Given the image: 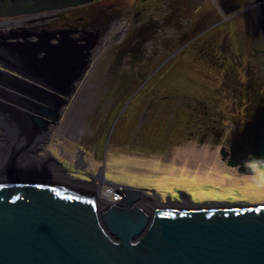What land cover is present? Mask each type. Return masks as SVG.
Segmentation results:
<instances>
[{
  "label": "rangeland",
  "instance_id": "obj_1",
  "mask_svg": "<svg viewBox=\"0 0 264 264\" xmlns=\"http://www.w3.org/2000/svg\"><path fill=\"white\" fill-rule=\"evenodd\" d=\"M113 2L118 17L119 38L116 44L119 45L115 52L117 55L112 51L113 54L103 61L104 69H110L109 81L102 82L99 89L102 93L74 100L73 107L80 108L82 112L71 110L57 118L62 123L68 116L78 117L73 122L74 127L81 124L75 129L77 134L70 131V124L68 127L57 126L51 131L57 133L53 141L48 138L46 145H40L53 157L44 158V161L39 159V155L44 154L39 146L34 145L28 151L32 155L31 165L25 163L27 156H23L24 161L18 165L20 171L12 176L10 173L2 176V180L15 175V179H20L22 177H18V173H21L30 176L29 179H52L82 191H94L95 195L97 190L108 191L109 188L105 190L103 187L112 182L156 189L163 199H172V203L164 202L151 194L150 209L166 203L170 204L166 207L172 204L188 207L190 198L195 204L264 203V173L238 180L237 175L242 172H231V169L245 168L228 165V154L237 129L242 130L245 123L242 118L246 114L244 111L252 106L244 97L252 96L253 87H258V91L264 89V72L257 75L258 84L254 80L246 82L247 76L253 78L254 72L264 69V66L253 67L243 59L250 52L246 43L255 46V39L259 36L255 31L253 36L244 37L246 28V33L254 32L251 19L242 14L240 7L227 13L220 10L224 16L218 18V26L212 29L214 40L201 41L203 54L196 56L183 46L190 37L216 22L212 21L214 17H210L209 11L218 12L217 9H222L220 6H212L206 0ZM155 7L164 14L161 18L154 13ZM160 42L163 46L158 45ZM216 45H222V49L229 52L230 59L226 60L225 66L221 62L218 67L212 62L213 58L207 56ZM218 53L222 54L221 51ZM176 54L179 55L174 58ZM258 54L254 52L253 56L259 59ZM242 89L245 91L240 93ZM26 99L19 101L44 104L37 97ZM12 100L15 98L7 100L8 106H12ZM69 102L67 99L65 106ZM171 103L176 108H172ZM27 111L30 115H38L31 107ZM69 131L71 133L66 135ZM172 151L177 154L171 156ZM59 152L68 154L69 158L62 157ZM77 155L85 162L84 169L73 167L77 164ZM195 158L198 163L194 162ZM65 162L71 165L66 167ZM248 165L251 163L245 166ZM195 167L198 170V188L183 189L182 186L188 182L186 171H193ZM254 167L259 166L256 164ZM261 167L264 170V166ZM52 168L57 174L53 175ZM6 173V170H0V175ZM178 198L186 202L173 203Z\"/></svg>",
  "mask_w": 264,
  "mask_h": 264
},
{
  "label": "water",
  "instance_id": "obj_2",
  "mask_svg": "<svg viewBox=\"0 0 264 264\" xmlns=\"http://www.w3.org/2000/svg\"><path fill=\"white\" fill-rule=\"evenodd\" d=\"M91 1L0 0V16ZM28 117L30 125L42 127L40 117ZM26 125L34 138L36 128ZM230 154L231 166H264L263 101L237 131ZM18 177L0 175V264H264V203L195 204L190 198L188 207L166 203L150 209L151 194L168 198L156 189L119 185L117 204L98 208L94 193Z\"/></svg>",
  "mask_w": 264,
  "mask_h": 264
},
{
  "label": "flooded vegetation",
  "instance_id": "obj_3",
  "mask_svg": "<svg viewBox=\"0 0 264 264\" xmlns=\"http://www.w3.org/2000/svg\"><path fill=\"white\" fill-rule=\"evenodd\" d=\"M113 1L93 0L59 10H48L14 17L0 16V96L8 99L36 97L59 100L70 99L67 106L64 104L60 108L57 107L60 101L56 102L55 107L53 105L54 108H59L58 118L69 111L71 112V110L74 113L82 112L80 108L73 107L74 100L88 97L90 94L102 93L99 91L102 82L109 81L110 69H104L103 61L110 54H113L112 51L115 53L119 45L116 44L119 38V28L116 7ZM206 1L211 2L212 6L218 5L222 8L217 9L218 12L209 11L210 17H214L212 21L216 22L206 29L204 27L202 31L190 37L183 47L188 48L187 50L191 51V55L198 56L196 49L203 45L201 41L210 40L211 42L214 40L212 29L218 26L220 20L218 18L224 16L219 11L222 10L227 13L232 8L240 7L243 9L242 14L251 19L250 22L254 27V32L250 34L246 33L247 28L245 29L243 32L245 39L253 36L255 31L259 35L257 36L258 39L257 37L255 39V46L246 43L247 47L250 48V52L246 53L248 56L242 54L241 59L243 56L247 64L264 66V0ZM156 9L157 7H155ZM117 10L119 11V9ZM154 13L158 14L157 17L160 18L164 15L160 14L161 10H156ZM203 26L204 23L201 27ZM210 31L211 34L209 35ZM260 39L262 42H260ZM160 43L158 45L163 46L162 42ZM257 46L258 48H256ZM243 48L246 49L245 44ZM218 51H221L222 54L220 55ZM210 52L211 54L209 53L207 56L213 58L211 60L214 64L220 66L222 62L223 66L227 65L226 60L230 59V56L226 49H222V45L214 46ZM254 52L259 53V59L253 56ZM227 54L228 56H226ZM177 55L179 54H176L174 58ZM249 56L253 57L250 58ZM258 61H261V64H258ZM258 71L253 78L247 76L248 80L246 82H253V80L257 82V75L264 72L261 69ZM260 91L263 94L258 104L261 101L264 102V89ZM45 120L51 124H47L46 133H42L38 137L42 141L41 136H44L43 145H46L48 138L53 141V137L57 136L56 131L52 132L53 134L51 133L57 126L68 127L67 124H70V131H75L74 134H77L75 129L81 127L80 123L77 124V127L73 125L74 120H78L76 116L73 118L68 116L63 119L62 123L48 117ZM247 120L249 118H246L244 122ZM68 121L69 123H67ZM238 130L241 129L238 128ZM70 131L66 135H69ZM59 132L62 133L60 130ZM43 145L39 148L44 154L40 156L42 160L43 158L53 157L43 150ZM59 154L66 159L69 158L68 154L61 152ZM229 155L231 159V154L229 153ZM81 159L77 155V164H74L73 167L77 166L84 169L85 162ZM67 165L71 164L65 162L66 167ZM254 165L256 164L251 163V166L248 165L245 169L232 168L231 172H242L239 176L237 175L238 180L258 176L260 172L264 173L261 166L254 167ZM74 174L80 175L79 173Z\"/></svg>",
  "mask_w": 264,
  "mask_h": 264
},
{
  "label": "bare ground",
  "instance_id": "obj_4",
  "mask_svg": "<svg viewBox=\"0 0 264 264\" xmlns=\"http://www.w3.org/2000/svg\"><path fill=\"white\" fill-rule=\"evenodd\" d=\"M68 8H70V7H68ZM62 9H64V8H62ZM55 10H59V9H55ZM44 11H48V10H44ZM39 12H42V11H39ZM21 99L15 98L14 101L12 100L13 104L11 106V109H9V110H5L0 106V170H6V172H7L5 175H2V176H8L9 173H10L9 176H12V173L19 172L20 166H18V165L24 161L25 156H27L26 157L27 161L25 163H28V165H31L32 158H30V157H32V155H30V152H28V151H31V149L29 150V148L30 147L33 148L34 145H36V147L37 146L41 147L40 145L43 144L42 141L44 140V136H41L43 138L42 141H40V139H38V137L40 135H42V133L43 134L46 133L47 124H51L50 122L48 123L45 120V118L48 117V118H51L53 120H57V118L59 116L57 114L59 108L67 102V99H60V100L56 99V100L60 101L57 105V107H59V108H54L56 106V103L50 104L48 102L49 99L46 97L40 98V100L44 104H47V106L44 104L38 105L36 103H30L29 102V105H31L32 111L36 112V114H38V115L31 114V116L40 117V121H41L40 126H42V127H37V126L33 127L32 125L29 124V123L34 124V122H31L30 117H28V116H30V112L27 111L28 105L26 103L25 104L21 103L19 101ZM23 99H26V98H23ZM7 100H8L7 97L0 96V105L7 107ZM26 100H29V99H26ZM53 105H54V107H53ZM48 107H51V108L49 109ZM6 109H8V108H6ZM40 109H45V110H40ZM51 109H53V110H51ZM19 111H25V113L22 114ZM26 124H28V126H30V129L36 128L34 138H32V135L29 136V134L25 133V130L29 129ZM231 147H232V145H231ZM24 150H25V152H23ZM34 150H35V148H34ZM31 153H33V152H31ZM230 153H231V151H230ZM39 156H41V155H39ZM21 157L23 159L20 160ZM39 159H42V158L39 157ZM43 161H44V158H43ZM229 162H230V160L228 161V165H229ZM24 165L26 166V164H24ZM229 166L234 167L231 165H229ZM30 169L31 168H28V170H30ZM47 169L49 171V168H47ZM55 170L56 169L52 168L51 172L54 173L53 175L57 174V173H55L56 172ZM102 177L103 176H101V178ZM44 178H46V177H44ZM28 179H29V177H28ZM30 179H33V177ZM36 179L38 180V178H36ZM96 179H97V177H96ZM98 179H99V177H98ZM69 180H71V179H69ZM101 182H103V181L101 180ZM68 183H70V182H68ZM111 183H108L106 185V187H103V189H105V190L107 188H109L108 191H106V192H104L103 190H101L102 192L100 190H97L98 195L97 194L95 195L94 191L90 192V193H94V196L96 198V202L98 204L97 206H99L100 208H106V207H108L107 205H109V206L115 205L120 200L119 195H117V192H116V190L119 187H115V186H119L120 184L116 185V184H111ZM122 186L123 185H120V187H122ZM114 195L118 196L117 200L113 199ZM108 197H109V200L107 199ZM183 202H186L185 199L182 201V203Z\"/></svg>",
  "mask_w": 264,
  "mask_h": 264
},
{
  "label": "trees",
  "instance_id": "obj_5",
  "mask_svg": "<svg viewBox=\"0 0 264 264\" xmlns=\"http://www.w3.org/2000/svg\"><path fill=\"white\" fill-rule=\"evenodd\" d=\"M200 47H203V45L202 46H200ZM196 52L200 55V54H202L201 53V51H200V48L199 49H196ZM216 64V63H215ZM251 66V65H250ZM253 67H254V65H252ZM252 66H251V68H252ZM219 67V66H218ZM256 67H260V66H256ZM262 71H264V69H262ZM234 74V73H233ZM254 76L256 75V72H254V74H253ZM250 83H252V82H250ZM254 83H257V82H254ZM259 83V82H258ZM257 83V84H258ZM239 84L240 83H238L237 84V86H239ZM238 88V87H237ZM243 91L242 92H240V93H243L244 91H245V89H242ZM252 92H253V94H252V96L251 95H249V97L248 96H246V97H244V100L246 99L247 101H248V103H249V106H251V104H252V106L248 109H246L244 112H246V114H244V116H242V118L245 120L248 116H250V113L252 112L251 111V109H252V107L254 108V106H256V104L257 103H259L260 102V99L262 98V91H258V87H256V88H254L253 87V90H252ZM242 96H240L239 94H238V98H240L242 101H243V99L241 98ZM252 100H253V102H252ZM213 111V110H212ZM251 115H252V113H251Z\"/></svg>",
  "mask_w": 264,
  "mask_h": 264
},
{
  "label": "crops",
  "instance_id": "obj_6",
  "mask_svg": "<svg viewBox=\"0 0 264 264\" xmlns=\"http://www.w3.org/2000/svg\"><path fill=\"white\" fill-rule=\"evenodd\" d=\"M123 100V99H122ZM171 106H172V108L174 107V108H176V105L175 104H172L171 103ZM149 113H150V110H149ZM152 115L154 114V112L153 113H151ZM177 154V152L175 153V152H171V156H175ZM192 156V155H191ZM192 159H190V161H191ZM197 159L195 158V160H194V162H197L196 161ZM189 161V162H190ZM198 163V162H197ZM191 164V163H190ZM196 167L194 168V170L193 171H186V173L188 174V175H185V177H187L186 179H188V182H186V184L185 185H183L182 187H183V189H186V190H188L189 191V189H192V188H198L197 187V180H196V178L198 177V170H196ZM196 172H197V174H196ZM128 178H131V177H128ZM146 180H149V179H146ZM196 180V181H195Z\"/></svg>",
  "mask_w": 264,
  "mask_h": 264
},
{
  "label": "built area",
  "instance_id": "obj_7",
  "mask_svg": "<svg viewBox=\"0 0 264 264\" xmlns=\"http://www.w3.org/2000/svg\"><path fill=\"white\" fill-rule=\"evenodd\" d=\"M113 199L117 200L118 199V196H114Z\"/></svg>",
  "mask_w": 264,
  "mask_h": 264
}]
</instances>
